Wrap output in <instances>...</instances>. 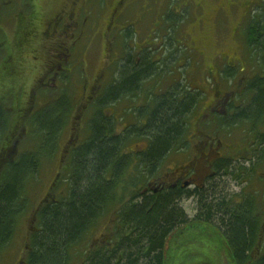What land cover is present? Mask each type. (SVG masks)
Returning <instances> with one entry per match:
<instances>
[{
    "label": "rangeland",
    "instance_id": "374dc122",
    "mask_svg": "<svg viewBox=\"0 0 264 264\" xmlns=\"http://www.w3.org/2000/svg\"><path fill=\"white\" fill-rule=\"evenodd\" d=\"M69 1L0 0V25L6 33L3 38L4 44L9 42L11 45L20 41L17 38L16 16L18 13H36L39 16L37 18L39 24L33 28L36 36H32L33 38L26 43L25 51L31 50L30 56L39 51L42 56L41 61L34 58L31 61L30 56L25 58L16 56V62L24 67L25 71V76L20 82L26 97L23 101L26 107L40 108L55 101L63 93L68 95V101L73 107L69 110L60 132L56 152L52 156L43 158L36 178L30 180L27 185L26 210L19 219L11 242L0 253V264L21 263L30 233L37 226V210L41 203L51 199L54 194L60 198L67 193L68 185L64 179L69 170L70 150L73 146L80 145L86 138L91 116L97 109L101 108L102 112L113 115L112 121L121 131L139 122L138 110L146 107L149 98H153L152 90L164 91L173 83L182 82L202 92L199 106L190 117L188 138L196 130H201L222 139L223 144L212 145L214 151L218 150L227 155H240L253 140L254 133H251L250 125L241 123L230 128L216 127L214 123H209L202 112L206 106L218 99L215 92L219 90L228 93L237 90L239 93L236 94V103H243L245 106L247 104L244 102L251 100L252 93L246 92L249 87L246 88V85H249L247 81L264 75V54L260 57L253 55V50L247 45L245 36L250 21L261 19L264 23V0H89L88 8L93 11L90 16L93 18L100 14L97 17L99 20L96 27L92 25L87 31L77 29L75 32H64V36L57 37L44 34L42 21L47 23L62 8H65V3ZM120 1H124L120 9L124 6L128 9L123 13L126 19H130L127 30L134 46L138 41L140 47L146 42H161L156 44L159 51L155 53L161 69L157 70V76L145 81L142 94L123 96L115 102L103 103L99 102L103 97L99 95L103 87L105 88V84L114 79L111 76L113 74L111 64L118 66L120 57L122 59L129 51V49L126 51L118 41L115 47L107 44L102 34L105 31V21L112 10L119 6ZM74 14H80L82 17L86 15L85 13ZM167 15L173 23L169 27ZM69 22L71 23L72 20L70 19ZM160 22L162 25H157ZM36 54L39 57V54ZM7 56V49L0 50V64ZM46 61L51 68L44 69ZM60 62L63 66L66 64L71 70L67 73L65 82L62 80ZM226 70L233 71L235 77L229 79L225 73ZM54 72H59L55 82L42 87V82L47 81L43 79H48L47 75L55 78ZM0 74L2 75L0 81L7 82L6 79L9 77L7 73L0 71ZM1 87L0 108H3L1 109L3 111L0 112L6 114L7 106L12 113L11 116L18 121L12 129L14 131L11 135L13 134L14 138L11 140H6L9 130L2 132L0 129V154L2 152L4 154L2 157L7 159L12 153L11 150L15 148V142L18 141V147L22 151L33 150L42 135L33 124H29V121L24 119L27 114L19 118L18 107L23 108V104L15 101L13 92L8 91L6 87ZM222 107L219 105L218 109ZM198 118H201L204 124H199ZM143 120L145 123L146 119ZM202 143L199 139L191 140L184 151L180 153L171 151L162 163L163 168L159 177L162 178L172 169L185 172L188 167L203 177L208 170L199 162L191 164ZM147 145L148 142L144 138L134 139L129 142L126 149L128 152H140L145 150ZM257 166L247 181L245 178L237 181L234 175L230 177V174H224L225 179H222V183L220 182V185L224 186L218 187L220 190L224 189L227 195L240 192L241 188L247 192L256 193L257 201L260 203L258 209L264 211L262 210L264 209V203L262 204L264 191L259 190L261 186L264 187V160ZM224 180L227 181L226 185ZM150 182L156 181L153 178ZM214 182L217 180L212 184ZM237 195L233 196V200L239 199ZM180 203L187 215L192 218L200 211L197 198L185 199ZM116 222L114 214L107 215L106 219L101 220L99 228L90 235L86 244L80 246V250L84 249V246L92 248L105 240H110L115 233ZM212 222L203 220L176 229L168 238L165 249L166 264H230V253L225 238L217 227L216 221Z\"/></svg>",
    "mask_w": 264,
    "mask_h": 264
},
{
    "label": "trees",
    "instance_id": "16d2710c",
    "mask_svg": "<svg viewBox=\"0 0 264 264\" xmlns=\"http://www.w3.org/2000/svg\"><path fill=\"white\" fill-rule=\"evenodd\" d=\"M262 21H250L245 36L253 55L258 57L264 54ZM3 32L0 28V41L5 37ZM125 66L99 102H115L142 91L141 83L149 76L150 66ZM248 86L251 100L235 116L223 121L227 127L250 125L258 141L255 154L263 156L264 75L250 80ZM170 91L156 98L153 109L149 98L148 105L138 110L139 122L121 131L101 108L97 109L86 138L70 151L64 179L67 193L60 198L54 194L41 203L37 226L30 233L20 264H166L169 236L181 226L203 220L216 221L230 253V264H264V211L258 209L256 193L233 200V195L219 189L218 182L205 190H190L187 196L196 192L200 208L192 218L181 206L182 191H144L171 151L187 146L186 118L193 116L202 99V92L190 84L177 83ZM72 108L68 95L63 94L38 109L30 120L42 135L36 148L22 151L15 160L0 158V253L11 242L26 210L27 185L36 178L43 158L56 152ZM17 122L13 123L8 111L0 112L2 132H10ZM141 138L148 142L146 149L128 152L129 142ZM221 164L224 167L219 170L230 177L234 175L237 181L251 175L247 167L235 171L228 167L231 163ZM112 214L117 222L111 239L80 250L101 220Z\"/></svg>",
    "mask_w": 264,
    "mask_h": 264
},
{
    "label": "flooded vegetation",
    "instance_id": "af4514ba",
    "mask_svg": "<svg viewBox=\"0 0 264 264\" xmlns=\"http://www.w3.org/2000/svg\"><path fill=\"white\" fill-rule=\"evenodd\" d=\"M87 1H89V0H70L68 3H65L66 4L65 8H62L57 14L54 15L53 18L48 20L47 23H44L42 21L41 24L44 25L43 33L49 37H57V36H64L63 35L64 32H66V33H68V31L69 32H72V31L75 32L77 29H85L87 31L88 28L91 29L92 25H93V27H96L97 22L99 20L97 17L100 16V14L96 13L98 15L94 16L92 18L90 15H92L93 11H90V9L88 8V2ZM118 3H119V6L112 10V12L109 14L107 20L105 21V23H106L105 31L102 34L104 37V41L107 44L112 45V47H115V44L117 43L116 41H118V43L121 46L125 47L124 49L126 51L128 49H129V51L126 52L125 56L122 59L120 57L118 66L117 65L114 66V64H111L113 66L111 68V71L113 72V74L111 76L114 79L110 83L105 84L106 86H105V88L103 87L102 93L99 95V97H102V96L104 97L105 92L108 90V88L117 79H119L121 72H122L125 65L132 64L136 67H139L143 63H147V65L150 66L151 72H150L149 76L147 78H145V80H143L141 83L142 91H144L143 85H144L145 81H149L150 78L157 76V74H158L157 70L161 69L159 67V65H160L159 61H157L158 59L155 56V53L157 51H159L156 48L157 47L156 44L158 45L161 42H159V43L154 42L155 44L153 43V41L152 42H146L145 45L140 47V44L138 41L137 45L134 46V43H132V41L130 39V35L128 36L129 32L127 30L130 19H126L125 13H123V11H127L128 9H126L125 6L123 7V9H120V6L121 7L123 6L124 1H120ZM74 13H85L86 15L82 17L80 14L75 15ZM37 18H39V16L36 13H30V14L18 13L16 16V24H17V38L20 41L16 44L11 43V45L9 42H6L4 44L3 41H0V50L1 51H4L5 49L8 50L7 58L6 59L4 58L0 64V71H3V72L6 71L7 76H9L6 79L7 82L0 81V87L1 86L6 87V89H8V91H10L11 93L13 92L14 93L13 98L15 99V101H17L18 104H23V106H22L23 108L18 107L19 118H23V114H27L28 118H27V116H24V119L25 120L27 119V121H29V124H31L30 120L32 119L35 112L44 106L37 108V109L36 108L30 109V107H26V105L24 104L23 101H24V98H26V97L22 91L23 89L21 88L20 80L25 76L24 75L25 71H24V67H21V65H19V63L16 62V60H17L16 56L18 58H20L21 56H23L24 58L30 56L31 50L25 51L27 48L26 43L30 39L33 38L32 36H36L35 33H33L34 32L33 28L37 27V24H39V22L37 21ZM70 19L72 20L71 23L69 22ZM167 20L169 21V24H168V27H169L173 24V23H171L172 20H170L169 15H167ZM157 25L161 26L162 22L157 23ZM0 28L2 31H4V29L1 27V25H0ZM3 33L6 36L5 31ZM149 38H151V37H149ZM127 43H129L132 47L130 46L131 47L130 48ZM125 44H127V45H125ZM36 53L39 54V57ZM36 53L33 56H30L31 61H33L32 60L33 58L38 59V61H41L42 56H41L40 52L36 51ZM59 65H60L59 67L62 70V75H63V76L61 75L62 80H63V82H65L67 73L71 72V70L69 68H67L66 64H65V66H63V63L60 62ZM111 65H110V67H111ZM47 67L51 68V66H49L48 61H46L45 65H44V69H47ZM114 73H115V75H114ZM225 73L229 77V79L235 77V74L233 73V71L226 70ZM58 74H59V72H54L53 76L55 78H51L47 75L48 79H43V80H47V81L42 82V87H47L53 81L55 82ZM104 75L107 76L106 74H104ZM1 76L2 75L0 74V77ZM61 76H60V78H61ZM16 78H18L19 80ZM243 81H244V79L242 80V82ZM248 82H249V80L247 81V83ZM174 85L175 84L173 83L170 87L168 86V88L165 89L164 91L163 90L162 91L152 90L153 91L151 93V96H153V99L151 98L152 109L155 108L154 106L157 103L156 98H158L162 94H169L171 92L170 90L172 89V87H174ZM247 86L248 85H246V88H247ZM142 91L139 93L142 94ZM234 91L237 92V90H234ZM234 91H232L230 93L223 92L221 90L215 92V94L217 95L216 98H218V99L214 100V103L212 102L213 104L211 103L210 105L206 106L204 108V111L202 112L204 114V117H207V120L209 121V123H214V126H216V127L226 126V124L224 123L223 120L226 118H232L233 116H235L237 111H239L240 108L244 106L243 103H240V104L236 103V94H238L239 92L236 93ZM246 92H248L247 89H246ZM63 94H61L60 97H62ZM203 98H204V96H203ZM98 100H100V99H98ZM249 101L244 102V104H247ZM95 104H96V102H95ZM219 105H222L223 107L221 109H218ZM6 109L9 113H11V111L7 108V106H6ZM30 110H31V112H30ZM29 112H30V114H29ZM96 112H97V110L91 116V118L95 116ZM106 115H107V118H109L111 121L113 120L112 119L113 115L111 116L109 114V112H107ZM190 119H191L190 115H188L186 118V123H187L188 127L190 126V123H191ZM198 121H199V124H201V123L204 124V122H202L201 118L200 119L198 118ZM14 122H15V120L13 118V123ZM12 126H13V128L15 127L14 125H12ZM227 128H230V127H227ZM12 131H14V130L10 129V132H8L6 140H11L12 138H14L13 134L11 135ZM198 139L200 142H203V143L200 145V147L198 149L199 152H198V154H196L194 161L191 164L194 165L195 162H199L205 169L208 170L207 173L203 177L201 176L202 178L200 177V175H197L194 171H192V169L189 167H188V170L185 172H179V171L172 169L170 172L166 173L162 178H160L161 176L159 177V175H160L162 168H163V165H161L159 167V169L157 170V172L155 173V176L153 177L156 181L155 182L156 184L150 182L148 184V187H146L144 189V191H147L150 189L154 193H158L160 191H179L180 190V192L182 191V196L180 198V201L185 200V199L196 198L195 197L196 192H193L194 195H192V196H187V194L190 193V190L197 191L200 189L201 190L208 189L209 185L212 184L214 180H217V182L220 185V182L222 183V179H225L224 174H229V173H226L225 171L219 170V169L224 167V165L221 164L222 162L226 161L228 163H231L230 166H228V167H230V168L232 167L233 170L240 169L243 167H247L251 172V175H248V176L244 175V172H243L245 181H247L253 175L252 173L255 172L256 167H258L257 164L260 163L262 160H264V154H263V156H261L260 154H258V155L255 154L254 149H255V146H256L258 141H257L256 137H254V136H253V140L250 141V144L246 148L245 152L241 153L240 155H231V154L227 155L226 153L225 154L220 153V151H218V150L214 151V147L212 144H217L219 146L220 144H223L222 139L211 136L210 134H206L201 130H196L194 133L191 134V136L189 138H188L187 133H186L185 140L187 142V146H188V142H190L191 140L197 141ZM212 140L214 141V143ZM215 141H217V143ZM263 146H264V144H263ZM14 147L15 148H13V150H11L12 153L9 155V157L7 159H4L2 157L4 154L1 152L0 158H2L1 159L2 161L15 160L19 156V154L22 152V150L18 147V141L15 142ZM186 147H184V149H181L180 151H178V153L184 151L186 149ZM207 149H208V151H207ZM212 179H214V180H212ZM226 182L227 181L224 180L225 185L227 184ZM154 184H155V186H154ZM220 186L222 187L224 185H220ZM259 190L264 191V187L261 186L259 188ZM236 194L239 195V199H237V200H242L244 194L249 195V194H253V193L247 192V190H245L244 188H241L240 192L234 193L233 196ZM263 203H264V201H262V204ZM259 206H260V203L258 202V208H259ZM262 210H264V209L262 208Z\"/></svg>",
    "mask_w": 264,
    "mask_h": 264
}]
</instances>
